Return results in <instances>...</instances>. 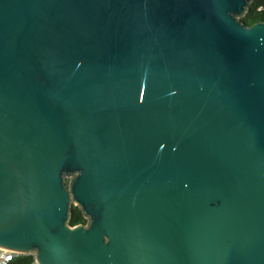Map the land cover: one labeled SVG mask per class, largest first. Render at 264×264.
Returning a JSON list of instances; mask_svg holds the SVG:
<instances>
[{
  "label": "water",
  "instance_id": "95a60500",
  "mask_svg": "<svg viewBox=\"0 0 264 264\" xmlns=\"http://www.w3.org/2000/svg\"><path fill=\"white\" fill-rule=\"evenodd\" d=\"M250 2L0 0V246L39 264H264Z\"/></svg>",
  "mask_w": 264,
  "mask_h": 264
},
{
  "label": "trees",
  "instance_id": "16d2710c",
  "mask_svg": "<svg viewBox=\"0 0 264 264\" xmlns=\"http://www.w3.org/2000/svg\"><path fill=\"white\" fill-rule=\"evenodd\" d=\"M240 19L246 24L250 25L256 21H264V0H251L248 4L246 12L240 17ZM84 218L79 207L73 205L71 207V213L69 216V223L71 225L85 223ZM32 255L29 254H19L17 255L11 264H26L32 261Z\"/></svg>",
  "mask_w": 264,
  "mask_h": 264
},
{
  "label": "built area",
  "instance_id": "2783aa9c",
  "mask_svg": "<svg viewBox=\"0 0 264 264\" xmlns=\"http://www.w3.org/2000/svg\"><path fill=\"white\" fill-rule=\"evenodd\" d=\"M19 254L32 255L31 253H21V252L0 246V264H11L13 259ZM32 257H33V255H32ZM26 264H39V263H37L33 257L32 261H30L29 263H26Z\"/></svg>",
  "mask_w": 264,
  "mask_h": 264
},
{
  "label": "rangeland",
  "instance_id": "374dc122",
  "mask_svg": "<svg viewBox=\"0 0 264 264\" xmlns=\"http://www.w3.org/2000/svg\"><path fill=\"white\" fill-rule=\"evenodd\" d=\"M71 177H72V176H67V177L65 178V180L67 181V180H69Z\"/></svg>",
  "mask_w": 264,
  "mask_h": 264
}]
</instances>
